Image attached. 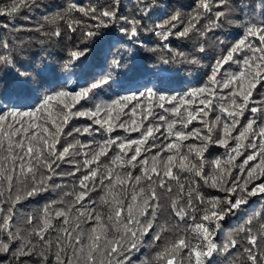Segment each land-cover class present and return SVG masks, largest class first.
<instances>
[{
	"label": "snow or ice",
	"instance_id": "obj_1",
	"mask_svg": "<svg viewBox=\"0 0 264 264\" xmlns=\"http://www.w3.org/2000/svg\"><path fill=\"white\" fill-rule=\"evenodd\" d=\"M0 264H264V0H0Z\"/></svg>",
	"mask_w": 264,
	"mask_h": 264
},
{
	"label": "trees",
	"instance_id": "obj_2",
	"mask_svg": "<svg viewBox=\"0 0 264 264\" xmlns=\"http://www.w3.org/2000/svg\"><path fill=\"white\" fill-rule=\"evenodd\" d=\"M85 2H86V0H85Z\"/></svg>",
	"mask_w": 264,
	"mask_h": 264
}]
</instances>
